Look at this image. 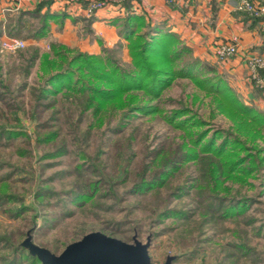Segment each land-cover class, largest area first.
<instances>
[{"label":"rangeland","instance_id":"1","mask_svg":"<svg viewBox=\"0 0 264 264\" xmlns=\"http://www.w3.org/2000/svg\"><path fill=\"white\" fill-rule=\"evenodd\" d=\"M130 1L98 52L90 17L66 36L0 6V264H41L32 225L57 252L136 232L158 263L264 264V109Z\"/></svg>","mask_w":264,"mask_h":264},{"label":"crops","instance_id":"2","mask_svg":"<svg viewBox=\"0 0 264 264\" xmlns=\"http://www.w3.org/2000/svg\"><path fill=\"white\" fill-rule=\"evenodd\" d=\"M97 0H0L4 9L16 11L23 16L40 10L53 15L52 31L56 22L65 20L64 33L72 30L84 31L86 18L95 30L94 51L99 50V41L105 35L116 36V27L111 23L123 8L116 5L117 0H106V8L93 9L88 14L87 7ZM100 1V0H99ZM237 0H131L130 9L145 15L147 20L157 22L169 33L176 36L183 46L219 70H223L231 84L242 90L249 100H254L264 109V91L256 90L250 82L246 56L260 53L264 56V15L253 17L236 9ZM264 4V0H256ZM92 8H90V11ZM60 18V19H59ZM85 19V20H84ZM84 20V21H83ZM83 21V22H82ZM83 33V32H82ZM101 34V35H100ZM237 37L238 53L226 61H219L216 50L224 42ZM264 86V70H262Z\"/></svg>","mask_w":264,"mask_h":264},{"label":"water","instance_id":"3","mask_svg":"<svg viewBox=\"0 0 264 264\" xmlns=\"http://www.w3.org/2000/svg\"><path fill=\"white\" fill-rule=\"evenodd\" d=\"M33 231L34 225L27 230L26 236L17 246L41 264H173L178 257L168 255L163 263L154 261L150 253L151 233L142 241L135 232L129 242L94 230L57 252L36 243Z\"/></svg>","mask_w":264,"mask_h":264},{"label":"built area","instance_id":"4","mask_svg":"<svg viewBox=\"0 0 264 264\" xmlns=\"http://www.w3.org/2000/svg\"><path fill=\"white\" fill-rule=\"evenodd\" d=\"M118 2H126L127 0H117ZM101 3L97 7H101ZM236 9L244 11L253 17H262L264 15V4L256 0H237ZM237 37L231 42L221 43L216 50L217 57L226 61L238 53ZM4 50L16 52L22 50L26 46V41L18 37H5L2 40ZM247 66L250 69V78L263 85V78L260 69L264 68V56L260 53H252L246 56Z\"/></svg>","mask_w":264,"mask_h":264},{"label":"trees","instance_id":"5","mask_svg":"<svg viewBox=\"0 0 264 264\" xmlns=\"http://www.w3.org/2000/svg\"><path fill=\"white\" fill-rule=\"evenodd\" d=\"M40 10H38V11H35V12H31L30 14H39L38 12H39ZM22 15V14H21ZM22 18L24 17L23 15L21 16ZM41 18L43 19V22H45V24L42 26V28H43V30L44 29H47V26H48V20H50V18H53V15L52 14H50L49 12H47V13H45V14H43L42 16H41ZM169 38V40H170V42L172 41V40H174L175 38L174 37H172V36H170V37H168ZM178 48V47H177ZM186 48V47H185ZM177 50V49H176ZM187 50H189L188 48H186V51ZM178 51H183V50H181V49H179L178 48V50H177V52ZM190 51V50H189ZM139 53H140V51L138 50L137 52H136V56H139ZM179 53V52H178ZM91 63H90V65H92V68H95L94 66V64H93V62L92 61H90ZM191 64L193 63V62H190ZM197 63V62H196ZM139 67H141L140 65H139ZM90 68H91V66H90ZM257 116L262 120L261 122H262V129L264 130V113L262 112H258L257 113ZM37 262H39L38 260H37Z\"/></svg>","mask_w":264,"mask_h":264}]
</instances>
